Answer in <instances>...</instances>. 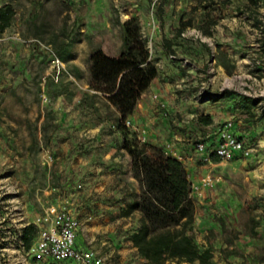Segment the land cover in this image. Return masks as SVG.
Listing matches in <instances>:
<instances>
[{
	"label": "crops",
	"instance_id": "crops-1",
	"mask_svg": "<svg viewBox=\"0 0 264 264\" xmlns=\"http://www.w3.org/2000/svg\"><path fill=\"white\" fill-rule=\"evenodd\" d=\"M153 1L113 0V6L120 7V24L130 19L138 21L149 60L157 70L156 78L127 118V129L138 138L144 137L145 144L162 148L168 156L177 154L187 158L186 171L191 182L196 165H203L194 151V142L213 143L217 128L231 120L235 135L250 144L240 113L253 104L232 92L220 94L211 102L196 101L195 92L204 78L196 72L189 73L167 57L176 54L203 70L213 55L219 81L234 71L237 60L246 56L250 45L248 30L254 15L239 12L235 3L229 7L217 1L211 7L210 0H161L151 11ZM63 2L73 6V17L79 21L74 25L77 42L63 61L78 87L67 83L63 74L58 84L52 76L44 81L48 91H56L51 97L54 115L47 121L50 126L47 140L54 154L53 171L57 180V186L44 190L48 203L45 207L70 197L79 221L75 246L94 252L103 264H147L129 239L139 226L140 216L126 214L134 179L131 159L121 148L123 135L117 128L120 116L102 94L89 88L86 63L93 47L110 57L120 54L119 28L111 24L109 0L108 3L107 0ZM188 28L200 30L211 44L182 38L181 33ZM31 86L36 87L34 83ZM200 116L209 117L211 122L200 123ZM211 160L213 166L223 163L215 156ZM227 203L222 207L233 205ZM211 211L209 204L201 209L196 207L192 230L199 251H210L209 264H264V243H261L264 234L252 237L245 233L227 234L217 226ZM51 263L74 264L34 258V264ZM165 264L199 263L167 261Z\"/></svg>",
	"mask_w": 264,
	"mask_h": 264
},
{
	"label": "rangeland",
	"instance_id": "rangeland-1",
	"mask_svg": "<svg viewBox=\"0 0 264 264\" xmlns=\"http://www.w3.org/2000/svg\"><path fill=\"white\" fill-rule=\"evenodd\" d=\"M217 1L229 7L235 3L239 12L252 13L254 20L264 8V0H210L211 7ZM160 2L154 0L151 11ZM6 4L12 6L14 16L11 25L0 34V264H34L36 257L27 255L33 243L28 249L24 244L20 247L19 236L27 225L43 216L48 204L44 190L57 186L54 154L47 140L50 131L47 123L54 115L51 97L56 91H48L44 81L50 76L53 79L51 60L57 57L64 65L62 74L67 83L75 85L63 61L77 42L74 25L79 21L73 17V6L70 9L63 0H0V7ZM107 5L112 12L111 24L119 28L122 39L120 7H114L113 0ZM97 49L93 47L91 54ZM250 53L249 48L246 55ZM214 66L217 68L216 63ZM235 70L236 63L234 71L226 76ZM223 78L215 79L212 91L218 92ZM32 83L36 85L34 89ZM245 101L251 104L250 100ZM253 107H245L240 113L245 122L242 124L245 136L254 149L252 157L217 166L197 164L195 178L190 182L195 208L209 204L217 226L227 234L245 233L250 237L264 234V111ZM136 140L139 142L138 136ZM45 153L53 158L50 165L43 162ZM183 161L186 168L187 158ZM206 176L213 178L211 186L203 185L202 179ZM198 191L202 192L201 197L196 195ZM139 194L140 187L134 179L129 205ZM224 202L233 205L224 208ZM37 234L38 228L36 237ZM261 241L264 243V239Z\"/></svg>",
	"mask_w": 264,
	"mask_h": 264
},
{
	"label": "trees",
	"instance_id": "trees-1",
	"mask_svg": "<svg viewBox=\"0 0 264 264\" xmlns=\"http://www.w3.org/2000/svg\"><path fill=\"white\" fill-rule=\"evenodd\" d=\"M13 16L10 4L0 7V34L11 25ZM121 28L120 54L110 57L97 49L88 64L89 88L102 94L120 116L117 128L123 133L121 148L131 159L132 177L140 187L139 196L126 210V214L136 212L140 216L139 226L129 239L147 264H209L210 251L200 252L192 235L195 206L185 166L167 156L162 148L138 142L137 134L125 126L141 95L156 78L157 70L149 60L138 21L130 19ZM251 102L254 106L255 102ZM198 121L204 125L211 122L207 116H200ZM36 233L34 224L23 229L21 239L26 249Z\"/></svg>",
	"mask_w": 264,
	"mask_h": 264
},
{
	"label": "built area",
	"instance_id": "built-area-1",
	"mask_svg": "<svg viewBox=\"0 0 264 264\" xmlns=\"http://www.w3.org/2000/svg\"><path fill=\"white\" fill-rule=\"evenodd\" d=\"M181 37L194 42L211 44L200 30L188 28L181 33ZM250 39L249 48L251 53L236 61V70L231 76H226L221 81L218 92L211 90L217 76V68L214 56L212 55L207 66L202 70L185 58H179L176 54H169L168 60L178 62L182 68L188 69L189 73L196 72L204 78L203 82L195 92V100L198 102H211L217 99L220 94L233 92L239 97L255 102V109L264 111V8L260 10L256 19L250 23L248 30ZM54 71L53 80L57 82L64 72L63 63L54 57L51 60ZM43 98L44 95H41ZM156 98V96H153ZM125 126L129 123L125 121ZM234 124L231 120L226 121L217 128L215 141L208 143L204 140H197L193 144L195 153L200 157L202 164L211 165L212 156L221 162H232L237 159L252 157L254 149L244 139L235 135ZM139 142L145 144L144 137L138 138ZM166 155L167 153L164 152ZM168 156V155H167ZM173 157V156H172ZM174 158L183 162L181 155L174 154ZM43 162L51 164L53 158L45 153ZM205 186L213 184V178L206 176L202 179ZM81 186H78L79 189ZM194 188L191 189V194ZM198 197L202 192L196 193ZM38 228V234L33 244L27 251V255L42 259H52L55 262H73L74 264H103V260L97 257L90 250L79 249L75 246L76 234L79 228V221L72 207L70 197L63 198L59 203L49 205L45 208L43 216L33 222ZM19 236L20 247H23Z\"/></svg>",
	"mask_w": 264,
	"mask_h": 264
}]
</instances>
